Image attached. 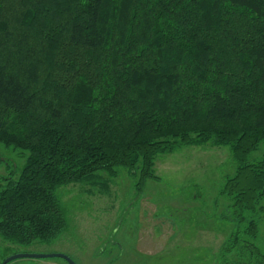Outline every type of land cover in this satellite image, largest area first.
Segmentation results:
<instances>
[{"label":"trees","instance_id":"16d2710c","mask_svg":"<svg viewBox=\"0 0 264 264\" xmlns=\"http://www.w3.org/2000/svg\"><path fill=\"white\" fill-rule=\"evenodd\" d=\"M263 142L264 0H0V145L23 159L0 158L2 240L51 243L60 188L125 168L141 192L157 156L210 144L235 165L217 264H264Z\"/></svg>","mask_w":264,"mask_h":264},{"label":"rangeland","instance_id":"374dc122","mask_svg":"<svg viewBox=\"0 0 264 264\" xmlns=\"http://www.w3.org/2000/svg\"><path fill=\"white\" fill-rule=\"evenodd\" d=\"M17 152L0 145V158L21 167ZM264 159V142L249 162ZM155 179L141 192L136 178L118 168L116 178L99 173L93 184L58 190L67 229L51 243L14 245L0 238V264L13 255H64L75 264H217L233 230L228 202L219 195L235 165L227 147H177L154 161ZM7 175L0 165V178ZM263 209L252 214L256 246L264 254ZM248 217V214L246 215ZM230 257V256H229ZM228 257V259H229ZM8 264H67L60 258H23Z\"/></svg>","mask_w":264,"mask_h":264},{"label":"water","instance_id":"95a60500","mask_svg":"<svg viewBox=\"0 0 264 264\" xmlns=\"http://www.w3.org/2000/svg\"><path fill=\"white\" fill-rule=\"evenodd\" d=\"M23 258H32V259L60 258L64 260L67 264H75L70 258L64 255H25V254L13 255L5 259L1 264H8L11 261L17 259H23Z\"/></svg>","mask_w":264,"mask_h":264}]
</instances>
